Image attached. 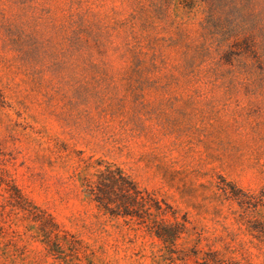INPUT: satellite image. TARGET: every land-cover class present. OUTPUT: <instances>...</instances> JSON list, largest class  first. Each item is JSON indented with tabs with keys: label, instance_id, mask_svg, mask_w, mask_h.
<instances>
[{
	"label": "rangeland",
	"instance_id": "obj_1",
	"mask_svg": "<svg viewBox=\"0 0 264 264\" xmlns=\"http://www.w3.org/2000/svg\"><path fill=\"white\" fill-rule=\"evenodd\" d=\"M219 261L264 264V0H0V264Z\"/></svg>",
	"mask_w": 264,
	"mask_h": 264
},
{
	"label": "trees",
	"instance_id": "obj_2",
	"mask_svg": "<svg viewBox=\"0 0 264 264\" xmlns=\"http://www.w3.org/2000/svg\"><path fill=\"white\" fill-rule=\"evenodd\" d=\"M231 36V34L228 35L226 39L228 40ZM97 185L102 192L107 193L105 196L97 195V200L106 209H110V203H116L119 207H122V213L124 215H136L141 218L142 221H145L143 220L145 218L150 219L151 216H154V219L148 223V227L151 231L165 242L175 243L178 232L169 235L166 234V231L168 228H172V226L176 225L167 224L164 221L159 222L155 219V212L157 214L166 213L167 208L170 207L168 204H166V207L163 206L165 202L154 197L153 194L147 190L137 187L133 181L125 177L122 173L118 172V174H115L110 166H107L106 171L102 172V179H100ZM113 193H115L114 198L112 197ZM217 264H223V262L219 261Z\"/></svg>",
	"mask_w": 264,
	"mask_h": 264
}]
</instances>
